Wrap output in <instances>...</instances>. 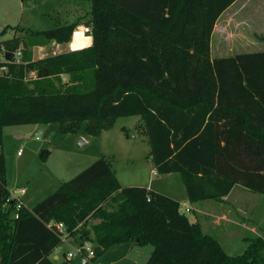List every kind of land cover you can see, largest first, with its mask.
<instances>
[{"label": "trees", "instance_id": "16d2710c", "mask_svg": "<svg viewBox=\"0 0 264 264\" xmlns=\"http://www.w3.org/2000/svg\"><path fill=\"white\" fill-rule=\"evenodd\" d=\"M89 1L87 47L31 58V48L69 43L80 20L0 41V264H58L50 256L63 240L49 223L78 244L92 232L90 260L132 242L153 248L146 264H264V234L229 255L177 202L122 187L103 156L16 212L1 127L58 123L75 133L85 123L96 136L127 116L139 117L156 174H178L189 203L221 201L234 185L264 195V51L210 55L214 25L236 0ZM17 50L20 62L1 60Z\"/></svg>", "mask_w": 264, "mask_h": 264}, {"label": "rangeland", "instance_id": "374dc122", "mask_svg": "<svg viewBox=\"0 0 264 264\" xmlns=\"http://www.w3.org/2000/svg\"><path fill=\"white\" fill-rule=\"evenodd\" d=\"M89 12V0H0V41L22 36L24 31L48 30L80 20L77 29L85 26L84 21L90 18ZM236 18L238 24L234 25ZM221 20L228 29L232 26L234 37L239 40L222 54L214 51L213 57L264 50V0H236L223 13ZM15 27L19 29H13ZM217 32L212 37L214 44ZM85 36L89 42L91 34ZM67 50V43L51 41L41 48H31L30 52L31 58L36 60ZM63 79L67 80L68 77L63 76ZM138 122V116L115 118L106 130L96 136L85 132V123L75 133H62L58 123L47 124L40 137L33 136L37 126L31 132L34 124L1 127L7 189L10 194L25 189L23 199L32 208L56 191L62 182L103 156L110 161L117 180L124 188L145 187L151 180L154 186L158 183L164 185L166 191L179 201V213H183L188 221L199 220L203 231L215 236L229 255L241 254L251 239L264 234V195L234 185L223 201L189 203L178 174L173 173L168 177L153 174V164L148 156L149 145L145 136L137 132ZM85 138L87 142L81 143L80 140ZM42 150L48 151L45 160L40 155ZM187 207L203 208L207 214L186 212ZM221 214L233 223L219 219ZM75 237L63 238L50 258L58 264H146L153 249L150 245L123 242L111 245L98 257L83 263L85 259L78 254L67 258V253L78 249ZM90 239L86 247L93 249L96 241L92 232ZM53 256H57V259H53Z\"/></svg>", "mask_w": 264, "mask_h": 264}, {"label": "crops", "instance_id": "0c3cea01", "mask_svg": "<svg viewBox=\"0 0 264 264\" xmlns=\"http://www.w3.org/2000/svg\"><path fill=\"white\" fill-rule=\"evenodd\" d=\"M227 9L225 11H227ZM225 11L223 13H225ZM223 13L218 17V19L216 21V23L214 25V28H213V31H212L211 39H210V55H211V58L212 59H214V58H221V57H213L212 53L214 51H215L216 54H222L225 50L229 49L228 46L229 47L230 46L232 47V45H234L233 42H238V40H239V39H236V37H234L235 34H233V32H232V30H233L232 29V26H229V29H228L224 25V20H221V17L223 15ZM236 21H237V18L234 19V21H233L234 22V25L238 24V23H236ZM216 31H218L217 32L218 34H217V40L215 41V44H214L212 42V37L214 36V34L216 33ZM71 38L73 40H72V42L67 43V45H68V50L67 51L82 49V48L87 47V46H89L91 44V40L88 42V40H85L86 36H81L80 33L79 34H76L74 38H73V36ZM35 48H37V47H35ZM38 48H41V47H38ZM67 51H65V52H67ZM36 126L37 125H35L32 128L31 132L34 131V128H36ZM44 130H45V126H44ZM80 142L83 143V144H85L87 142V139L86 138L85 139H82V140H80ZM152 172H153V174H156L154 167L152 168ZM169 175H171V174L163 175V176L168 177ZM157 176H158V174H157ZM168 183H170V182L168 181ZM139 187L140 188L149 189L150 191H152L154 193H157V194H159L161 196H164V197H166L168 199H171V200H173V201H175V202H177L179 204V201L175 199V196L173 194H171V193H168V191H166V189L164 188V185H161V184L158 183L156 186H154V183L151 180V181H149L148 184L145 185V187H142V186H139ZM17 196H19V199L21 200V202L23 203V205L26 206V207H28L27 204L25 203L24 199H23V194H17ZM224 198L221 201H223ZM197 203H199V202H197ZM197 203H191V204H197ZM28 208H30V207H28ZM189 208H190V211L198 212L200 214H207V212H205L206 210L205 209L203 210V208L202 209L201 208L194 209L193 207H189ZM181 214H183V213H181ZM218 218L221 219V220H223V221H226L227 223H233L230 218H228L227 216H225L223 214H221ZM189 222L190 223H197L200 226L202 232L205 233L203 231V229H202V225L199 222V220H196L194 222H192V221H189ZM241 223H242V226H244L243 225L244 222L241 221ZM261 235H263V234H261ZM261 235L256 236V237H260ZM53 259H57V256H53ZM87 261L88 260H83L82 262L84 263V262H87Z\"/></svg>", "mask_w": 264, "mask_h": 264}, {"label": "built area", "instance_id": "2783aa9c", "mask_svg": "<svg viewBox=\"0 0 264 264\" xmlns=\"http://www.w3.org/2000/svg\"><path fill=\"white\" fill-rule=\"evenodd\" d=\"M79 33L81 36H85L87 34H91V29L86 26L78 27L77 29L74 30L72 34L73 38L75 37L76 34H79ZM1 60L4 62H9L4 59V54H2ZM12 61H16V62L21 61V51L20 50L13 52ZM2 72H6L5 66L0 67V74ZM24 192H25V189H20L17 192H14L12 194V196L16 198L18 201L15 207L16 212L19 211L24 206L21 200L19 199V196H17V194H24ZM189 210L190 209L188 207L185 209L186 212H189ZM17 218H18V213L14 215V219H17ZM48 227L53 228L56 231V233L61 236L62 240L63 238H66V228L62 223H49ZM77 254L82 256L85 260H90L94 256L93 249H88V247H86V242L83 244H78V249L76 251H73L72 253H67V258L71 259Z\"/></svg>", "mask_w": 264, "mask_h": 264}, {"label": "water", "instance_id": "95a60500", "mask_svg": "<svg viewBox=\"0 0 264 264\" xmlns=\"http://www.w3.org/2000/svg\"><path fill=\"white\" fill-rule=\"evenodd\" d=\"M4 59L6 61H9V62L12 61L13 60V52L6 51L4 53ZM43 130H44V126L43 125H41V124L37 125V130L35 131L33 136L40 137L42 135V131ZM89 233H90V231L86 229V230L81 231L80 235H88Z\"/></svg>", "mask_w": 264, "mask_h": 264}]
</instances>
